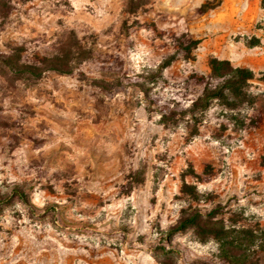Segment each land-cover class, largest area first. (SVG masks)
<instances>
[{
	"label": "rangeland",
	"instance_id": "374dc122",
	"mask_svg": "<svg viewBox=\"0 0 264 264\" xmlns=\"http://www.w3.org/2000/svg\"><path fill=\"white\" fill-rule=\"evenodd\" d=\"M73 38L92 55L71 72L17 69ZM210 57L254 72L253 106L190 117ZM262 70L264 0H4L0 264H228L211 236L168 232L193 208L264 264Z\"/></svg>",
	"mask_w": 264,
	"mask_h": 264
},
{
	"label": "trees",
	"instance_id": "16d2710c",
	"mask_svg": "<svg viewBox=\"0 0 264 264\" xmlns=\"http://www.w3.org/2000/svg\"><path fill=\"white\" fill-rule=\"evenodd\" d=\"M4 0H0V6H3ZM74 36V33L73 35ZM92 55L89 50H84L79 42L73 38V42L68 44L67 49L55 54L44 56L37 63L20 64L19 71L27 72L32 76H38L42 71L51 69L58 72L69 73L73 68L79 67V62L88 59ZM74 59V62L70 61ZM209 80H196V83H204L201 95L192 101L191 106L186 110L190 117H194V110H204L209 106L212 100L221 99L223 103L230 107H236L241 103L253 106L256 102L248 94L246 88L247 82L255 77L254 72L247 67L233 66L228 59H219L210 57ZM258 79L264 85V70L259 72ZM212 80V81H211ZM163 108L160 106V109ZM256 114L249 119L248 125L257 126L264 114L262 109H254ZM12 191L18 197L24 200L25 196L18 185L12 186ZM191 226L196 232L204 236H211L218 243L219 255L225 259L228 264H246L245 258H239L235 246V240H228L230 231L225 229L221 220L216 219L212 214L202 213L199 209L193 208L184 211L176 226L168 230L172 232L175 229L185 226ZM237 238V236H234ZM195 264H211L204 260H197Z\"/></svg>",
	"mask_w": 264,
	"mask_h": 264
}]
</instances>
